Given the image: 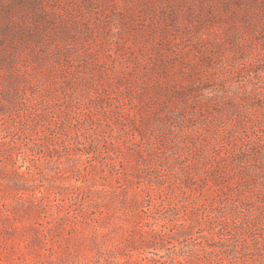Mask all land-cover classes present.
Returning a JSON list of instances; mask_svg holds the SVG:
<instances>
[{"label": "rangeland", "instance_id": "rangeland-1", "mask_svg": "<svg viewBox=\"0 0 264 264\" xmlns=\"http://www.w3.org/2000/svg\"><path fill=\"white\" fill-rule=\"evenodd\" d=\"M0 264H264V0H0Z\"/></svg>", "mask_w": 264, "mask_h": 264}, {"label": "trees", "instance_id": "trees-1", "mask_svg": "<svg viewBox=\"0 0 264 264\" xmlns=\"http://www.w3.org/2000/svg\"><path fill=\"white\" fill-rule=\"evenodd\" d=\"M188 262H189V261H188ZM188 262H187V263H188Z\"/></svg>", "mask_w": 264, "mask_h": 264}]
</instances>
